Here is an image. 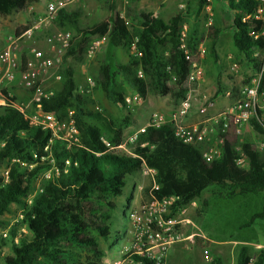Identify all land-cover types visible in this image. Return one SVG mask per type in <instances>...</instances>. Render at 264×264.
Returning a JSON list of instances; mask_svg holds the SVG:
<instances>
[{"label": "trees", "instance_id": "trees-1", "mask_svg": "<svg viewBox=\"0 0 264 264\" xmlns=\"http://www.w3.org/2000/svg\"><path fill=\"white\" fill-rule=\"evenodd\" d=\"M40 1L0 0V16L25 12ZM139 1L131 0V23L114 7L109 20L91 26L80 23L79 10L61 9L53 21L58 31L71 33L58 71L59 84L25 111L54 113L59 123L71 121L77 132L75 139H57L50 129L32 123L17 108V97L7 88L0 89L5 102L0 112V216L11 205L21 210V218L9 230L11 256L3 257L0 246V264H108L98 236L105 238L109 233L114 199L122 194L126 176L144 168L152 175L149 185L141 189L142 206L173 198L168 207L173 216L215 186L222 199L217 207L221 204L234 216L238 235L249 233L257 220L264 221V148L259 150L252 140L240 142L232 125L222 132V124H215L223 141L220 156L212 161L203 158L211 142L184 143L174 135L172 123L155 126L149 122L143 131L133 133L132 143H127L130 155L110 151L123 143L124 132L133 121L128 111L114 116L105 108L93 109L89 93L80 92L75 74L93 38H105L126 55L124 63L100 64L90 89L101 92L114 107L126 108L127 87L142 99L149 95L167 97L171 105H178L198 87L189 77L192 64L201 61L198 45L204 37L195 29L182 32L190 1L200 10L206 0H188L186 9L168 20L151 12L138 13ZM260 4L264 1L226 0L228 16L222 24L232 30L239 62L261 70L264 22L254 17ZM30 27L31 22L17 25L14 34L18 36ZM221 31L211 26L205 38L214 62L218 60L215 45ZM21 60L25 66L26 57ZM258 88L264 89V68ZM249 127L264 143V120L258 110ZM237 147L246 158V166L238 164ZM47 171H51L50 176L30 198L36 180ZM206 207L204 201L198 213H204ZM165 215L167 221L169 216ZM21 227L26 231H20ZM202 242L195 237V246L206 249L208 243ZM129 258L134 264H153L133 254ZM251 258L248 248L241 246L235 264H248ZM212 263L221 264L217 259ZM252 264H264V250L256 254Z\"/></svg>", "mask_w": 264, "mask_h": 264}, {"label": "rangeland", "instance_id": "rangeland-1", "mask_svg": "<svg viewBox=\"0 0 264 264\" xmlns=\"http://www.w3.org/2000/svg\"><path fill=\"white\" fill-rule=\"evenodd\" d=\"M49 0H41L40 3L33 5L41 9L36 11L34 8L29 13L35 22L31 25H37L33 35L30 39H25L19 43L16 55L19 59L22 56L31 58V50L39 49L44 53L53 55L52 47L57 46L53 42V34L58 31L53 22L43 21L46 3ZM110 0H76L66 10L81 11L80 23L85 26H91L101 21H105L108 15L107 6L97 13L94 10L95 5H105ZM123 7L120 9L121 15L128 23H131V18L128 14V6L131 0H125ZM188 0H140L136 4V8L141 12H151L160 16L164 20H168L174 13L180 9H186ZM143 6V8H141ZM93 7V8H92ZM105 10V11H104ZM188 11V18L184 25V30L187 32L190 29H195L199 34L204 37L203 44L204 52L199 63L201 70L200 78L197 80L198 87L191 90L188 94L190 108L185 118L197 117L193 125L204 126L207 129L206 141L211 142V145L217 144L219 137L214 129L215 121L219 117L224 116L229 112L235 99L232 97L233 91H239L243 87L253 84L259 76L260 69H256L248 64H241L237 51L232 44V30L223 27L222 21L228 16L226 0H206V4L202 9H198L195 1H190ZM35 14V15H34ZM26 12H14L6 17L0 16V36L4 40L12 35L15 28L19 24L25 25ZM9 21V23H7ZM222 28L221 33L215 45V53L218 56L216 62L213 61L212 55L209 51V41L205 38L209 32V27ZM95 39V38H93ZM92 39V40H93ZM0 40V51L5 47V42ZM63 57V56H62ZM126 55L120 49L111 47L106 39L100 44L91 56H86L85 60L79 65L75 74L76 82L80 92L87 91L90 98L94 102L93 109L99 110L100 108L107 109L114 116H122L128 112L131 113L133 123L125 130L122 147L116 149L114 152L117 154L130 155L127 143L131 135L137 132L141 127L151 121L152 116L162 115L166 120L171 118V113L175 111L178 105H171L166 97L149 95L145 99L138 97L129 87H127L126 108L114 107L103 96L101 92L90 91L89 83L93 81V77L97 72L100 64L108 62L124 63ZM237 65V71L233 72L230 67ZM61 64L57 67H52L50 72L45 76H40L39 85L40 91L43 94H49L58 87L59 81L56 79L58 71L62 68ZM3 71L0 70V89L7 88L11 95L17 97L18 105H26L27 109H32L30 101L33 97L31 89L26 88L19 76H16L12 81H8L2 77ZM230 93L226 96V92ZM25 99H29L24 103ZM205 100V102H204ZM5 105L0 95V112ZM148 109L150 112H148ZM167 109L170 112H165ZM194 112V113H193ZM25 114L29 119H33L38 111ZM34 120V119H33ZM70 127L67 126L65 130L58 135L60 137L70 138ZM63 133V134H62ZM239 141L252 140L255 143L260 141L255 138L248 125L242 128ZM51 171H47L40 175L36 180L30 198L37 193L42 183L50 176ZM151 179V173L146 169L137 171L131 175L126 176L125 186L122 194L114 199L116 208L113 211V217L110 220V230L106 234V240L103 236H98L100 247L106 251L105 262H113L122 256L125 249H134L135 247L144 243V246L149 247L150 243L138 241L140 235H145L147 231H157L162 234V237L169 235L178 237V241L172 244L166 253L165 264H205L206 256L215 259L212 252L215 251L214 243L211 241L227 240L237 238L238 230L236 229L234 216L229 214V211L222 208L221 195L219 188L212 186L206 189L201 197L191 204L181 209L179 212L174 213L173 216L165 211L168 220L164 221L163 217H158V212L149 214L141 204L140 190L148 186ZM29 199V198H28ZM203 200L207 201V207L204 213L200 211ZM165 215V216H166ZM135 218L133 224L132 218ZM21 218V210L16 205H11L7 213L0 216V246L1 255L3 257H10V228L18 223ZM133 218V220H134ZM161 224L159 225V222ZM258 236L263 240L262 229L264 228V221L257 220ZM20 231H26L25 228H19ZM195 237L203 240L202 244L208 243L206 249L197 248L195 246ZM16 241V240H15ZM181 247V248H179ZM179 248V249H178ZM158 248H154L151 252L155 253ZM229 256L231 250L228 249ZM200 255L198 259L193 258L194 255ZM222 264V263H221ZM229 264V261L226 263Z\"/></svg>", "mask_w": 264, "mask_h": 264}, {"label": "built area", "instance_id": "built-area-1", "mask_svg": "<svg viewBox=\"0 0 264 264\" xmlns=\"http://www.w3.org/2000/svg\"><path fill=\"white\" fill-rule=\"evenodd\" d=\"M76 0H50L46 3L45 12L43 16V21L45 22H53L58 12L61 9H66L67 6L72 4ZM264 1V0H260ZM254 17L256 19H260L264 22V5L260 4L256 8L254 12ZM37 28V25H33L28 28L26 31L16 36L14 33L8 36L5 40V47L0 51V70L3 71L2 77L8 81H12L16 76H19V79L22 81L23 85L32 89L34 85H37L36 89L33 92L32 100L30 104L37 103L40 101L41 97H45L49 94H43L40 91L39 85L40 76H45L50 72V69L55 66H59L61 64L62 56L66 49L69 47V41L71 39L70 32H62L57 31L53 34V42L57 44V46L52 47L53 55H49L44 53L39 49L31 50V58L26 59V65L23 66L22 60L19 59L16 55V51L19 43L25 39H30L33 35L34 30ZM186 32L183 29L182 35ZM264 36V30L262 32ZM105 38H95L93 39L87 50V56H91L95 50L102 44ZM198 51L200 58L204 52L203 44L199 43ZM264 65L262 66L260 73L262 72ZM230 70L233 72L237 71V65L233 64L230 67ZM259 73V75H260ZM201 70L199 69L198 63L192 64V70L190 72V80L197 81L200 78ZM59 81V76L56 77ZM259 79V76H258ZM258 79L251 85L245 86L240 90L239 97L236 98L232 104V107L229 109V112L224 116L219 117L215 121V123H221V131L225 132L230 125L234 127V131L236 135H240L242 128L246 125H249V120L255 115L256 111L260 112V119L264 120V89L259 91L258 88ZM90 88L94 86L93 81L89 83ZM1 95V94H0ZM2 97V96H1ZM3 100V99H2ZM4 101V100H3ZM205 102V100H204ZM5 103V102H4ZM17 108L25 114V110L28 108L26 105H18ZM190 108L189 96L182 101L179 107L171 113V118L166 120L162 115L154 114L151 119V123L155 126L172 123L174 126V135L179 138L181 141L187 144L196 145L201 144L206 141L207 137V129L204 126L200 125H184L182 123L183 117L186 115L187 111ZM38 111L37 117L39 121L36 120V116L33 119H29L34 124H39L44 128H48L52 131L53 136L57 139H75L76 138V130L73 128L72 122L67 121L64 123H59L56 119L54 113H43L40 110ZM26 115V114H25ZM27 116V115H26ZM28 117V116H27ZM29 118V117H28ZM149 123V122H148ZM69 126L70 138L68 137H60L58 134L63 132L65 128ZM144 127V126H143ZM143 127H141L138 131H143ZM63 134V133H62ZM134 136H131L128 140V143H132ZM223 139L219 138L218 143L214 145H210L208 149L203 152V158L206 161H212L213 159L220 156L221 150L220 146L222 144ZM257 148L259 150H263L264 143L262 141H258L256 143ZM122 144L117 148H110V151H115L118 148H121ZM237 151L240 154V158L238 160V164L242 166H246V158L243 155L240 147H237ZM145 169V168H144ZM151 173L152 171L146 169ZM173 198L163 199L161 202H153L148 206H143L146 209V212L149 214L158 212V217L161 218L165 214V211H168L169 205L172 203ZM134 218V217H133ZM132 222L133 224L135 218ZM164 220V219H163ZM165 221V220H164ZM159 225L161 221H158ZM157 231H147L145 235H140L138 241H141L144 238V241L150 243L149 247L144 246V243L139 245L134 249H125L122 252V256L118 257L117 260L113 262H108V264H134L132 258L128 259V256L133 254L139 258H147L153 262V264H165V256L168 248L178 241V237L169 235L167 237H162V234L158 231L159 228H156ZM158 248L155 253L151 252L152 249ZM213 258L206 256L205 264H213ZM254 259L251 258L248 264H252Z\"/></svg>", "mask_w": 264, "mask_h": 264}, {"label": "crops", "instance_id": "crops-1", "mask_svg": "<svg viewBox=\"0 0 264 264\" xmlns=\"http://www.w3.org/2000/svg\"><path fill=\"white\" fill-rule=\"evenodd\" d=\"M124 2H126V1L125 0H110L109 2L105 3L104 6L103 5H100V4L95 5L94 10L97 11V13H99V12L101 13V11L107 6L108 15H107V19L105 20V21H107V20H109L111 18V15H112L111 9H112V7H114L115 10L118 11L120 13V15H121L120 9L123 7V3ZM130 6H131V2L129 4L128 8H127L128 9V12H129V7ZM41 7L42 6H40L39 8H37L35 6H32L27 11H25L26 14H27L26 15L25 22H31V25H32L35 22V20L32 17H30L29 13L31 12V9L32 8H34V10L38 11V10L41 9ZM141 8H143V6ZM136 11L138 13L141 12V10L140 9H137V8H136ZM7 23H9V21ZM18 23H19L18 25H22V23H20V22H18ZM2 25H3L2 22H0V26H2ZM0 40H3L1 36H0ZM5 40H6V38H4L3 41L5 42ZM229 93H230V91H227L226 92V96ZM239 93H240V90L237 91V92L236 91H233V93H232L233 99H236L235 96H237V98H238L239 97ZM167 100H168V98H167ZM148 112H150L149 109H148ZM165 112H168L169 113L170 110L167 109V111H165ZM196 118L197 117H195V116L194 117H191L189 119L188 118H185L184 119V122L182 121V123L184 125H193V123L195 122V119ZM248 127H249V125H248ZM140 193H141V190H140ZM204 201H206V200H203V202ZM203 202H202V204H203ZM262 235L264 236V228L262 229ZM211 242H213L214 243V246H215V251H214V253L212 252V255L215 257V259L219 260L220 263H222V264H226L228 261H229V264H235L237 251H238V248L241 247V246H246L248 248L249 255L253 259H255L256 254L260 250H264V239L261 240L260 239V236H258L257 224H255L251 228V230H250L249 233H247L245 235H241V236H239L237 238H233L230 241H227V240L224 239V240L211 241ZM208 246H209V244H208ZM179 248H181V247H179ZM229 248L231 250V256H229V253H228V249ZM196 256L197 255L195 254L193 258L198 259L200 257V255H198V257H196Z\"/></svg>", "mask_w": 264, "mask_h": 264}]
</instances>
